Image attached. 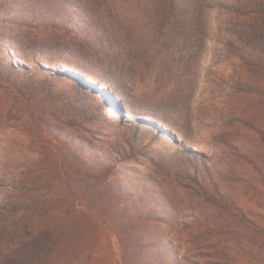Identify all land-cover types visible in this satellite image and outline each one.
<instances>
[{
  "label": "rangeland",
  "instance_id": "rangeland-1",
  "mask_svg": "<svg viewBox=\"0 0 264 264\" xmlns=\"http://www.w3.org/2000/svg\"><path fill=\"white\" fill-rule=\"evenodd\" d=\"M111 204L135 264H264V0H0V264H123Z\"/></svg>",
  "mask_w": 264,
  "mask_h": 264
},
{
  "label": "trees",
  "instance_id": "trees-1",
  "mask_svg": "<svg viewBox=\"0 0 264 264\" xmlns=\"http://www.w3.org/2000/svg\"><path fill=\"white\" fill-rule=\"evenodd\" d=\"M125 217L120 216L118 209L111 204L108 208V218L110 219V229L112 233L118 238L122 248L123 264H135L136 261L132 259V251L136 249V244L140 241V234L143 231V224L138 222V216L132 211H123ZM121 218V219H120ZM123 218V219H122ZM118 221H123L119 225ZM144 241V239H143ZM142 250L144 248L141 247ZM140 249V250H141ZM92 264H104V260L99 253L95 252L91 256Z\"/></svg>",
  "mask_w": 264,
  "mask_h": 264
}]
</instances>
